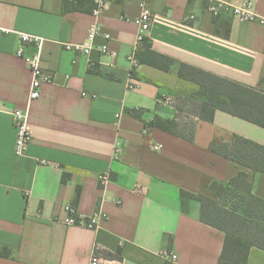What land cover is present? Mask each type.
Returning a JSON list of instances; mask_svg holds the SVG:
<instances>
[{"label": "crops", "instance_id": "obj_1", "mask_svg": "<svg viewBox=\"0 0 264 264\" xmlns=\"http://www.w3.org/2000/svg\"><path fill=\"white\" fill-rule=\"evenodd\" d=\"M105 1L100 18L93 14L95 0L0 2V20L12 30H0V250H10L0 264H89L96 251L103 264H222L225 233L203 222L201 201L181 191L208 195L212 182L245 172L253 192L264 198V173L212 150L237 136L264 145V126L219 110L212 122L198 119L193 142L157 127L145 133L155 115L175 117L176 94L192 96L199 86L147 63L133 69L129 56L138 59L145 48L135 23L143 0ZM211 1L151 0L152 49L259 86L264 24L228 12L215 16L208 11ZM253 2L264 17V0ZM97 21L110 34L98 42L108 41L116 59L66 47L85 41ZM18 32L45 39L42 66L52 80L32 101L33 75L18 51L30 55L37 49ZM136 82L139 88H129ZM17 107L28 109L33 127L23 156L15 154ZM140 108L142 118L127 112ZM105 172L110 179L101 184ZM64 174L70 175L67 182ZM68 204L86 217L101 211L107 218L95 228L67 225ZM163 250L177 259L165 258ZM243 264H264V249L253 246Z\"/></svg>", "mask_w": 264, "mask_h": 264}, {"label": "trees", "instance_id": "obj_2", "mask_svg": "<svg viewBox=\"0 0 264 264\" xmlns=\"http://www.w3.org/2000/svg\"><path fill=\"white\" fill-rule=\"evenodd\" d=\"M143 42L145 48L138 54L139 62L165 71H174L179 77L199 86V91L192 96L176 94L173 98L175 117L155 115L146 123L148 129L157 127L193 142L198 119L212 122L219 110L264 126V76L259 86H249L196 66L177 62L174 58L153 50L147 37ZM127 112L142 118L145 110L127 109ZM212 150L256 172L264 173L262 144L237 136L232 143H214ZM69 178L70 175L64 174L62 181L67 182ZM208 188V195L186 190H182L181 194L201 201V220L225 233L222 264H243L247 262L253 246L264 249V198L253 192V183L245 172L226 183L212 182ZM8 255L10 250L7 248L0 250V256ZM166 264L174 263L168 261Z\"/></svg>", "mask_w": 264, "mask_h": 264}, {"label": "built area", "instance_id": "obj_3", "mask_svg": "<svg viewBox=\"0 0 264 264\" xmlns=\"http://www.w3.org/2000/svg\"><path fill=\"white\" fill-rule=\"evenodd\" d=\"M1 2V0H0ZM96 7L93 10V14L97 17H101L106 9L105 0H95ZM208 11L215 16H218L222 12L232 13L240 21H259L264 24V17L261 16L254 5L253 0H212L208 6ZM194 18V16H191ZM153 21V10L151 7V0H143L141 2V12L138 18H136L135 23L138 27L137 40L141 44L147 37ZM0 30L9 33L12 30L3 26L0 20ZM21 40L24 43L31 44L37 49L34 54H24L23 50L20 49L18 54L23 56L29 69L32 72L33 78L31 83V89L29 98L30 100H36L41 96L43 84L50 82L52 80V75L47 73L42 66V51L44 48L45 39L39 36H35L26 32H18ZM102 37L105 40L110 38V34L103 31V24L100 21L94 23L89 29L88 36L82 43H68V49H74L78 52L91 56L94 52H99L101 54H107L113 59L118 57V51L111 48L108 41L104 43H99L98 39ZM129 60L132 64V68H136L139 64V60L135 55L129 56ZM141 83H131L129 88L137 89ZM14 123L17 129V140L15 145V154L17 156L25 155L33 140V127L29 120L28 109L15 108L13 110ZM148 132V128L144 130ZM157 149H161L162 145L158 144ZM122 152L121 147L115 149V155L118 157ZM110 177L107 172L99 175V181L101 184H106ZM137 190H139L137 188ZM66 217L64 222L67 225H79L86 226L90 228H95L98 226V220L100 218H107L101 211H95L90 217H86L83 214L77 213L76 208L68 204L65 206ZM161 254L171 260L175 261L177 259V254L174 252H169L168 250H163ZM104 259L98 251H96L91 257L89 264H103Z\"/></svg>", "mask_w": 264, "mask_h": 264}]
</instances>
